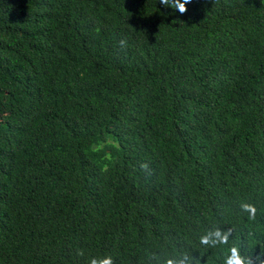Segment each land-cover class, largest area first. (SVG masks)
<instances>
[{
    "label": "trees",
    "instance_id": "1",
    "mask_svg": "<svg viewBox=\"0 0 264 264\" xmlns=\"http://www.w3.org/2000/svg\"><path fill=\"white\" fill-rule=\"evenodd\" d=\"M233 249L264 264V0H0V264Z\"/></svg>",
    "mask_w": 264,
    "mask_h": 264
},
{
    "label": "clouds",
    "instance_id": "2",
    "mask_svg": "<svg viewBox=\"0 0 264 264\" xmlns=\"http://www.w3.org/2000/svg\"><path fill=\"white\" fill-rule=\"evenodd\" d=\"M179 7L181 12L186 10L184 4H181ZM143 167H146V165H143ZM250 210L254 212V209ZM105 264H111V261H106ZM227 264H246V262L244 258L239 255V252L233 249L232 255L228 258Z\"/></svg>",
    "mask_w": 264,
    "mask_h": 264
}]
</instances>
